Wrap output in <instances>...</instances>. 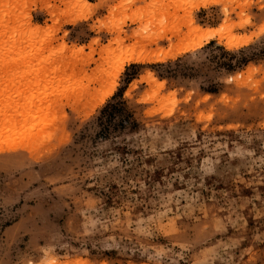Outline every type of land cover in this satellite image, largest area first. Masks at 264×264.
Masks as SVG:
<instances>
[{
    "label": "rangeland",
    "instance_id": "obj_1",
    "mask_svg": "<svg viewBox=\"0 0 264 264\" xmlns=\"http://www.w3.org/2000/svg\"><path fill=\"white\" fill-rule=\"evenodd\" d=\"M198 1L0 0V264H264V0Z\"/></svg>",
    "mask_w": 264,
    "mask_h": 264
},
{
    "label": "bare ground",
    "instance_id": "obj_2",
    "mask_svg": "<svg viewBox=\"0 0 264 264\" xmlns=\"http://www.w3.org/2000/svg\"><path fill=\"white\" fill-rule=\"evenodd\" d=\"M74 2L76 4H79V5H82V6H89V3L87 2V0H74ZM217 2V0H216ZM211 1L210 0H199L197 2V4L194 6V9H197L199 7H204V6H207L208 4H210ZM190 11V13L192 12ZM198 30V29H197ZM183 32V31H182ZM200 32V31H199ZM202 33V32H201ZM199 35V34H198ZM202 35V34H200ZM219 35V33L216 31V30H203V38H205L206 40L214 37V36H217ZM176 37V36H175ZM198 38V37H197ZM182 39V38H181ZM199 39H202V38H199ZM198 39V40H199ZM191 43V42H190ZM202 42L201 41H197L191 45H186L184 48H182V50H177L176 52H172V56L173 55H176L177 53H181L183 51H186V50H190L194 47H196V45H200ZM241 41H235V40H230L229 41V45L231 47H234V46H239L241 45ZM203 44V43H202ZM118 50V49H117ZM167 54H164L163 56H158L157 57V60H162L165 58ZM142 60V57L139 53H128L126 54L124 57H122L121 61L119 62V64L117 65L116 67V70H115V77L118 76V74L122 71V69L124 68V66L127 64V63H130V62H137V61H141ZM115 87V85L113 84L104 94L103 96L100 98V102H102L107 96H109L111 93H112V90L113 88Z\"/></svg>",
    "mask_w": 264,
    "mask_h": 264
},
{
    "label": "trees",
    "instance_id": "obj_3",
    "mask_svg": "<svg viewBox=\"0 0 264 264\" xmlns=\"http://www.w3.org/2000/svg\"><path fill=\"white\" fill-rule=\"evenodd\" d=\"M210 43H214V41H211ZM245 61L244 58L237 61L236 64L240 65ZM136 64H131L130 66L133 67ZM160 65V64H159ZM161 66V65H160ZM159 76H162L159 74ZM134 76H131L127 81H130ZM115 95L112 96L111 100H113ZM102 112H107V115L110 119H113L114 116L118 114L119 117V125L124 127V124L130 125V127H134L136 125V121L132 117V113L129 112L125 108V102L123 100H117L116 102H107L105 106L102 108ZM109 119V120H110Z\"/></svg>",
    "mask_w": 264,
    "mask_h": 264
}]
</instances>
